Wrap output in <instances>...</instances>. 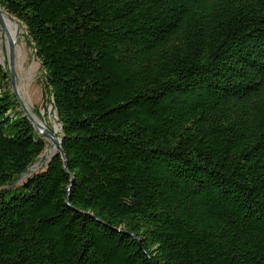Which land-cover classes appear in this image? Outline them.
Instances as JSON below:
<instances>
[{"label": "trees", "instance_id": "16d2710c", "mask_svg": "<svg viewBox=\"0 0 264 264\" xmlns=\"http://www.w3.org/2000/svg\"><path fill=\"white\" fill-rule=\"evenodd\" d=\"M0 7L66 162L14 186L46 142L0 66V264H264V0Z\"/></svg>", "mask_w": 264, "mask_h": 264}, {"label": "rangeland", "instance_id": "374dc122", "mask_svg": "<svg viewBox=\"0 0 264 264\" xmlns=\"http://www.w3.org/2000/svg\"><path fill=\"white\" fill-rule=\"evenodd\" d=\"M10 17V16H9ZM12 20L14 18L11 17ZM20 25V24H19ZM21 37L18 39V48L14 54V73L16 78V91L19 94L20 100L23 102L26 109L30 111L32 115L42 122L49 129H56V135L60 134V128L55 116V112L52 108L51 97L48 94V86L45 76V71L42 68L40 62L37 60L34 47L31 40L27 36L25 28L20 25ZM1 30V26H0ZM22 50V51H21ZM18 57V58H17ZM17 59V60H16ZM19 64V65H18ZM0 66L8 72V61L6 56V47L4 41L0 39ZM33 68V69H32ZM32 69V70H30ZM29 70V72H28ZM29 73V74H28ZM18 88V89H17ZM20 88V90H19ZM8 92L12 94L10 83H8ZM12 99L15 102V112L23 115L20 111L18 104L15 101L14 96ZM35 113V114H34ZM38 116V117H37ZM41 119V120H40ZM50 144L46 142V148L38 161L33 164L32 168L28 169V172L23 174L14 186H18L26 177L38 171L41 166H46L47 161H43L46 151L49 149Z\"/></svg>", "mask_w": 264, "mask_h": 264}, {"label": "water", "instance_id": "95a60500", "mask_svg": "<svg viewBox=\"0 0 264 264\" xmlns=\"http://www.w3.org/2000/svg\"><path fill=\"white\" fill-rule=\"evenodd\" d=\"M0 26L1 27L3 26L1 10H0ZM5 47H6V56H7V61H8L9 83H10L12 94L15 98V101L18 104L20 111L23 113V117H25L28 120V122L30 123V125L32 126V128L34 129L36 134L41 139H43L45 142H48L50 144L49 149L52 147L54 148V152L50 156L48 162L51 160V158L54 155L59 154L61 156V159L64 163V168H65L66 162H65V158L63 156V152H62V148H61V139L59 136L56 135L57 130L56 129L51 130L43 124L36 123L18 96V93L16 91V83H15L16 78H15V73H14V54H15L14 43L12 41H9L7 46H5ZM45 76H46V79H49L48 73ZM59 128H60V126H59ZM47 159H48V157L46 155L43 161H47ZM41 164H40V166L42 167ZM32 167L33 166H31V168ZM67 204H69V201H67Z\"/></svg>", "mask_w": 264, "mask_h": 264}, {"label": "bare ground", "instance_id": "6f19581e", "mask_svg": "<svg viewBox=\"0 0 264 264\" xmlns=\"http://www.w3.org/2000/svg\"><path fill=\"white\" fill-rule=\"evenodd\" d=\"M0 10H1V13H2V20H3V26L1 27V30H0V39H1V41H4L5 46H7L9 41H12L14 43L15 52H16V48L19 49L18 48L19 36L21 37V35H20V33H21L20 25H19V23L17 21L12 20L11 17H9V15L5 11H3V9L1 7H0ZM32 69H30V70H32ZM28 72H29V70H28ZM19 90H20V88H19ZM28 112L30 113L29 110H28ZM30 115L32 116V118L35 120L36 123L42 124V122L39 121L36 118L35 115H32L31 113H30ZM53 152H54V148L52 147V148H50V149H48L46 151L45 155H47V157L49 158L52 155Z\"/></svg>", "mask_w": 264, "mask_h": 264}]
</instances>
